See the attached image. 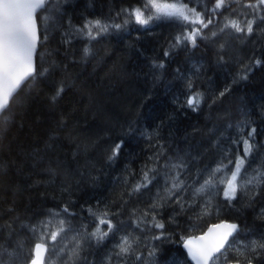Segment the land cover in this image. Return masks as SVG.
I'll return each mask as SVG.
<instances>
[{"label": "trees", "instance_id": "trees-1", "mask_svg": "<svg viewBox=\"0 0 264 264\" xmlns=\"http://www.w3.org/2000/svg\"><path fill=\"white\" fill-rule=\"evenodd\" d=\"M187 2L205 23L212 21L195 46L176 44L177 36L188 34V23L140 25L122 11L142 0H52L49 39L36 56L37 71H47L29 79L10 102L7 121L0 118V246L28 255L42 231L50 234L64 220L54 245H66L64 253L57 256L46 237L45 264H105L110 255L118 264L114 253L125 236L142 254L139 261L129 255L127 264H192L183 242L212 223H238L239 243L264 237V186L238 191L230 203L221 185L196 193L218 165L242 155L238 129L245 123V135L257 131L242 172L264 171V63L247 80L238 77L251 61L264 62V5L253 9L245 5L257 0H224L214 11L217 0ZM94 20L122 27L93 40L76 31ZM231 20L245 30L254 20L252 34L225 27ZM193 92L202 95L195 111L186 104ZM119 140L124 145L110 161ZM148 169H154L152 183L134 192ZM177 176L184 183L169 200L166 190ZM89 209L97 216L107 211L115 226L103 241L89 235L98 224ZM153 215L163 229L154 227ZM77 242L79 258L69 259ZM234 257L230 252L231 262ZM253 263L264 264V257Z\"/></svg>", "mask_w": 264, "mask_h": 264}, {"label": "snow or ice", "instance_id": "snow-or-ice-1", "mask_svg": "<svg viewBox=\"0 0 264 264\" xmlns=\"http://www.w3.org/2000/svg\"><path fill=\"white\" fill-rule=\"evenodd\" d=\"M51 2L52 0H0V118H3L5 122L8 118L9 104L20 91L22 84L29 79H35L37 75H43L47 71V69L37 71L36 56L38 45L42 42H47L49 39V21L54 20L50 6ZM223 5L224 0H217L214 11L220 9ZM260 5H264V0H257L256 4H248L245 6L259 9ZM122 11L126 13L128 18H134L135 23L140 25H148L153 20L169 19L192 25L199 24L201 26L200 28H193L187 35L177 36V45L184 41H190L195 46L196 37L201 34L202 28H207L212 23L211 19L205 23L202 14L195 7H189L187 0H142L141 6L122 9ZM145 12H148L146 17ZM128 22L129 19L124 20V24ZM253 24L254 20H249L245 30L237 21L231 20L225 24V27H231L237 33L246 31L247 35H251L253 32ZM110 27L119 29L122 25L108 24L101 20H94L86 22L82 28L76 29V31L93 40L96 36L107 32ZM41 29H43L42 35ZM212 35L215 36L216 33H212ZM88 51L86 48L85 54ZM167 55L168 53L165 52V56ZM262 63L264 62L260 59H255L251 61L250 65H245L238 74L239 79L247 80L253 68L261 66ZM157 66L163 68L164 65L161 63ZM236 82V80L233 81V83ZM191 87L192 85L189 83V88L191 89ZM63 90V87L58 88L56 96H59ZM230 90V87L225 88L219 95L223 97ZM55 98L54 96L53 99ZM201 102L202 95L199 92H193L186 98L187 106L192 108L193 111L199 107ZM247 126V123H245L238 129L241 132L239 143L242 144V155L237 156L235 160H229L228 164L218 165L208 178L203 181L200 187L196 189L197 194L221 185L223 186L220 189L223 192V197L230 203L237 198L238 191H250L264 186V171H257L252 176H246L242 172L246 159L253 152L254 145L252 138L257 131L256 128H251L245 135L243 130ZM123 145V140H119L113 144L110 155L108 156L110 161L118 156ZM228 165L233 166L229 168ZM152 171L154 169H148L142 172V179L134 186V192H138L142 187L146 188L152 183L154 177L150 178L149 175ZM221 172H225L226 176L217 179V173ZM183 183L179 179V176L175 177L172 181L171 188L166 190L167 199L170 200L182 188ZM176 203L181 204L179 197H177ZM158 206L156 203L152 205L153 208ZM63 211L67 213L68 208L65 207ZM88 211L98 220L97 226L89 235L95 238L97 242L103 241L115 227L108 218L109 213L104 211L101 215L97 216V213L92 209ZM207 211L208 208L206 207L205 213ZM147 215L148 213H145V216ZM262 215H264V211H262ZM50 223V221L46 222L41 227L46 229ZM152 223L156 228H164L163 223L156 221L155 215L152 216ZM59 224L60 228L52 231L50 234L42 231L38 237V241L31 249L30 254L23 257L15 250L9 251L7 248L0 246V264H17V262L18 264H45V256L49 251V243L46 242V237L53 244L52 250L56 252L57 256L63 255L66 245L59 249H56L54 246L57 237L65 231V221L60 220ZM104 225L107 226L106 230L103 228ZM238 230L239 226L235 223L216 224L210 227L204 235L187 239L184 242V247L187 249L191 259L195 261V264H221V261L224 264H232L229 260L230 252L235 253L234 258L236 264H253L254 260H259L261 257H264V237L250 240L247 243L240 241V246L235 247L238 237L234 234ZM31 231L36 233L37 228L33 227ZM162 235L163 233H161ZM161 236H156L154 239H160ZM18 246L21 249L23 248L22 245ZM79 248L80 244L77 242L76 246L71 250L69 259L73 257L79 258ZM117 248L118 251L114 255L118 260V264H127L125 258L129 255H135L137 261L142 259V254H136L134 252L133 242L127 236L122 238ZM5 255L7 259L4 258ZM148 256L154 257L155 250L149 251ZM49 264H52V262L49 261ZM105 264H112L111 255L106 258Z\"/></svg>", "mask_w": 264, "mask_h": 264}, {"label": "water", "instance_id": "water-1", "mask_svg": "<svg viewBox=\"0 0 264 264\" xmlns=\"http://www.w3.org/2000/svg\"><path fill=\"white\" fill-rule=\"evenodd\" d=\"M39 46V45H38ZM37 51H38V47H37ZM27 82V81H26ZM25 82V83H26ZM24 83V84H25ZM24 84H22V86L24 85ZM21 86V87H22ZM220 223H235V224H237L238 226H239V230H238V232L240 231V225L238 224V223H236V222H232V221H227V220H224V221H219V222H216V223H212L211 225H209V227L205 230V232L204 233H201V234H199V235H191V236H188V237H186V239L184 240V242L187 240V239H189V238H194V237H198V236H201V235H204L205 233H207V231H208V229L210 228V227H212L213 225H216V224H220ZM238 232L236 233V234H234L235 236H237V234H238ZM231 239V238H230ZM184 242H183V249L185 250V252H186V254H187V256H188V259H189V261L192 263V264H195V261H193L192 259H191V256H189L188 255V251H187V249L184 247ZM46 256H47V254H46ZM46 256H45V260H46ZM232 264H236V262H232ZM253 264H255V263H253Z\"/></svg>", "mask_w": 264, "mask_h": 264}, {"label": "rangeland", "instance_id": "rangeland-1", "mask_svg": "<svg viewBox=\"0 0 264 264\" xmlns=\"http://www.w3.org/2000/svg\"><path fill=\"white\" fill-rule=\"evenodd\" d=\"M190 7V6H189ZM147 15L145 14V17H146ZM198 26H197V24L196 25H192V24H190V26L188 27V28H190V30H189V32H191L192 30H193V28H197ZM188 32V33H189ZM226 176V173L225 172H223V177H225ZM240 246V243L239 242H237V244L235 245V247H239ZM221 263H223V261H221Z\"/></svg>", "mask_w": 264, "mask_h": 264}]
</instances>
